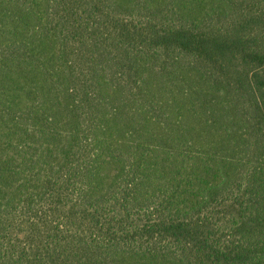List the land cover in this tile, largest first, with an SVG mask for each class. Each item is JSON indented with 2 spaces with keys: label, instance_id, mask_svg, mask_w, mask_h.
<instances>
[{
  "label": "trees",
  "instance_id": "1",
  "mask_svg": "<svg viewBox=\"0 0 264 264\" xmlns=\"http://www.w3.org/2000/svg\"><path fill=\"white\" fill-rule=\"evenodd\" d=\"M0 264H264V0H0Z\"/></svg>",
  "mask_w": 264,
  "mask_h": 264
}]
</instances>
